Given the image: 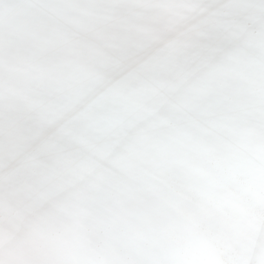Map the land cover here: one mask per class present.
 Returning <instances> with one entry per match:
<instances>
[{"label": "clouds", "instance_id": "clouds-1", "mask_svg": "<svg viewBox=\"0 0 264 264\" xmlns=\"http://www.w3.org/2000/svg\"><path fill=\"white\" fill-rule=\"evenodd\" d=\"M0 264H264V0H0Z\"/></svg>", "mask_w": 264, "mask_h": 264}]
</instances>
